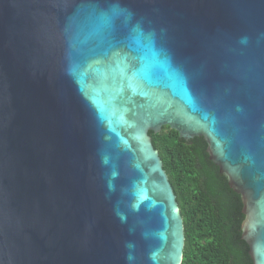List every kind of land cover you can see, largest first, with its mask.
I'll return each mask as SVG.
<instances>
[{
  "label": "water",
  "instance_id": "1",
  "mask_svg": "<svg viewBox=\"0 0 264 264\" xmlns=\"http://www.w3.org/2000/svg\"><path fill=\"white\" fill-rule=\"evenodd\" d=\"M165 126L264 264V0H0V264H181Z\"/></svg>",
  "mask_w": 264,
  "mask_h": 264
},
{
  "label": "trees",
  "instance_id": "2",
  "mask_svg": "<svg viewBox=\"0 0 264 264\" xmlns=\"http://www.w3.org/2000/svg\"><path fill=\"white\" fill-rule=\"evenodd\" d=\"M173 188L184 225L181 264H253L241 238L242 202L209 159L201 137L165 126L149 133Z\"/></svg>",
  "mask_w": 264,
  "mask_h": 264
}]
</instances>
